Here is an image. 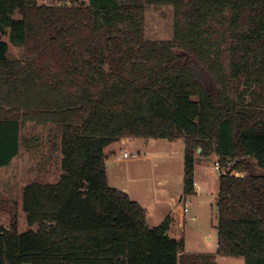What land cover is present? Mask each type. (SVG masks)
<instances>
[{"label": "trees", "instance_id": "1", "mask_svg": "<svg viewBox=\"0 0 264 264\" xmlns=\"http://www.w3.org/2000/svg\"><path fill=\"white\" fill-rule=\"evenodd\" d=\"M145 4L174 7L172 40L145 37ZM30 124L60 174L23 188L24 231L0 202V264H217L110 185L105 149L126 138L183 140L186 196L199 156L232 161L217 254L264 264V0H0V168L40 144Z\"/></svg>", "mask_w": 264, "mask_h": 264}, {"label": "rangeland", "instance_id": "2", "mask_svg": "<svg viewBox=\"0 0 264 264\" xmlns=\"http://www.w3.org/2000/svg\"><path fill=\"white\" fill-rule=\"evenodd\" d=\"M125 1L136 4L143 3V0ZM38 2L48 5H70L74 0H38ZM15 16L20 17V14L16 13ZM174 23L175 15L172 5H144L146 38L158 41L172 40L174 38ZM4 39H7V36H4ZM9 51L11 57L23 58L25 56L24 47L10 44ZM29 131L38 133L41 139L40 144L33 145L30 151L22 150L21 154L8 166L0 168V202L6 201L10 204L15 202L20 231L29 228L22 209L23 188L33 181H54L60 174V156L54 154L50 157L51 144L48 142L50 129L38 127L35 130V127L30 124ZM134 141L137 145L127 143L123 139L106 148V169L110 185L127 192L134 200L149 199L153 206V195H162L167 202L166 205H163L165 208H170V210L176 208L184 195L183 140L137 139L132 140L133 144ZM167 151H171L173 155H168ZM200 151H197V154ZM123 152H129L130 155L122 157ZM215 161V156L209 158L199 156L198 158V162L204 169L203 174H198L199 182H203L204 188L198 194L195 192L187 196L189 212L183 219V231L185 230L183 234L187 242L184 252L187 254H202L201 252L215 254L217 264H245L243 256L217 254L218 232L216 226L219 220L217 195L221 173L214 168ZM154 162H158L164 167L166 164L170 165L172 177L164 178L166 175L162 170L163 167L155 168ZM253 163L255 171H259L256 162ZM260 172L262 171L260 170ZM168 184L172 188L167 190ZM3 207L6 208V206L0 205V225L8 228L11 221L10 211L13 213L14 209L4 210ZM147 211L151 214L149 207ZM192 216L195 219H192ZM150 224H153L152 218ZM178 236L180 237V234Z\"/></svg>", "mask_w": 264, "mask_h": 264}, {"label": "crops", "instance_id": "3", "mask_svg": "<svg viewBox=\"0 0 264 264\" xmlns=\"http://www.w3.org/2000/svg\"><path fill=\"white\" fill-rule=\"evenodd\" d=\"M124 140L127 143H131L132 145H137V143H135V141H134V144L132 142V140H137L136 138H126ZM166 153L168 155H173V153L171 151H167ZM153 165H154L155 168H158V169L160 167H163L162 170L165 171L164 174L167 176V177L165 176L164 178L172 177V174L173 173H172V168L170 167V165H167L166 164V166L164 167L161 164H159L158 162H154ZM202 168H203L202 164H200L199 162H197L196 168H195V186H199V189L196 188V190H195L197 194L199 193L200 190H202L204 188L203 182H199V177H198V174L199 173H202V174L204 173V169H202ZM168 183H170V182H168ZM166 185H167V183H166ZM171 188H172L171 185L168 184L167 190L168 189H171ZM183 189H184V187H183ZM152 199H153L154 206L150 203V200L149 199H145V200H140V199L138 200V199H136V201H138V202L140 201V203L146 209V215H147V223H148V225L149 226L152 225L151 227L157 226L160 223H162L166 217L169 216L171 218V220H172L169 234L172 237H175V238H177L179 240L183 239L185 241V246H186L187 245V242H186V238H185V236L183 234V232L185 231V230L183 231V219L188 215V213L183 214L182 207H181L180 204H178L177 207L174 208V209H172V210H170V208H165L163 205L164 204L166 205L167 202H166V200L164 199V197L162 195L160 196V195H156L155 194V195H153ZM183 199H185L187 201V196L185 194L182 196V199L181 200H183ZM145 203H148V204H145ZM147 205H149V206H147ZM148 207H149V209H151V214H150V212L147 211ZM192 217H194V216H192ZM151 218L153 220V224H150ZM179 234H180V237L178 236ZM217 246H218V243H217ZM201 253H204V252H201ZM205 253H209V252H205ZM181 254L183 255V254H187V253H185L183 251V252H181Z\"/></svg>", "mask_w": 264, "mask_h": 264}, {"label": "built area", "instance_id": "4", "mask_svg": "<svg viewBox=\"0 0 264 264\" xmlns=\"http://www.w3.org/2000/svg\"><path fill=\"white\" fill-rule=\"evenodd\" d=\"M130 154L129 152H124L122 154V157H128ZM233 162L232 161H229L226 165H224L223 163H221L220 161L216 160L214 162V168L219 171L220 173H223V174H226L228 172H231L233 175H236V176H241L243 175L244 173L239 171V170H232L231 169V166H232ZM199 189V186H195V189ZM181 207H182V212L183 214H186L188 213L189 211V207H188V203L185 199L181 200V203H180ZM192 219H195V217H192Z\"/></svg>", "mask_w": 264, "mask_h": 264}, {"label": "water", "instance_id": "5", "mask_svg": "<svg viewBox=\"0 0 264 264\" xmlns=\"http://www.w3.org/2000/svg\"><path fill=\"white\" fill-rule=\"evenodd\" d=\"M200 150H201V148H199V149H198V151H200ZM217 209H219V207H218V206H217Z\"/></svg>", "mask_w": 264, "mask_h": 264}]
</instances>
